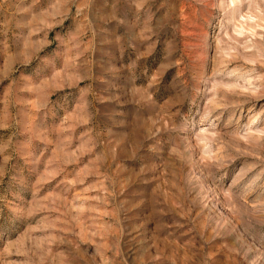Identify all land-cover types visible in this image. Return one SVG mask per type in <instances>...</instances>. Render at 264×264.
<instances>
[{
	"label": "rangeland",
	"instance_id": "374dc122",
	"mask_svg": "<svg viewBox=\"0 0 264 264\" xmlns=\"http://www.w3.org/2000/svg\"><path fill=\"white\" fill-rule=\"evenodd\" d=\"M0 264H264V0H0Z\"/></svg>",
	"mask_w": 264,
	"mask_h": 264
}]
</instances>
